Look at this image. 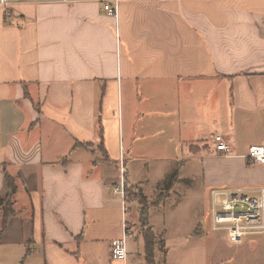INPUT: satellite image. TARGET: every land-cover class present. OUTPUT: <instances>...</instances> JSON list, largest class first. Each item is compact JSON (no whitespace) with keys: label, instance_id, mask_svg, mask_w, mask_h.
<instances>
[{"label":"crops","instance_id":"obj_1","mask_svg":"<svg viewBox=\"0 0 264 264\" xmlns=\"http://www.w3.org/2000/svg\"><path fill=\"white\" fill-rule=\"evenodd\" d=\"M110 1L0 4V264H210L203 221L169 218L176 188H264V0ZM122 184L169 191L151 253Z\"/></svg>","mask_w":264,"mask_h":264},{"label":"rangeland","instance_id":"obj_2","mask_svg":"<svg viewBox=\"0 0 264 264\" xmlns=\"http://www.w3.org/2000/svg\"><path fill=\"white\" fill-rule=\"evenodd\" d=\"M156 163L152 164L153 168L150 170L149 167L143 166L142 171H139V177H153L158 173V167L155 166ZM159 165V163L157 164ZM131 171L130 166L128 167V174ZM149 174V176H147ZM116 175L119 177V170H116ZM120 179V177H119ZM155 180V178H154ZM152 180V182H154ZM121 186V185H120ZM128 188V187H127ZM145 191L152 193L153 188L151 182H147L143 185ZM161 188V192L152 199L148 200L143 191H135V189L130 188L131 193H140L141 200L147 202V204H152L154 202H159L161 200H166L169 191L164 185ZM137 190V189H136ZM178 198L179 193L183 196L177 208L170 211V220L174 223L182 225V223H190L201 219L204 223L205 229H209L211 236L209 237V263L210 264H223V255L229 259V264H264V234H248L244 237L241 243H233L229 240L226 231L224 230H213V218H212V198L211 194H208L207 201L204 200L200 189L197 185H189L188 187L176 188ZM201 194V195H200ZM136 201H131L130 198L127 200L128 215L129 219L133 211V204ZM137 203V202H136ZM134 205V206H133ZM138 205V204H137ZM140 205V204H139ZM149 214H151V220L157 225H161L164 222L165 214L164 212H159V210L154 211L153 207H150ZM167 215V212H166ZM168 216V215H167ZM173 218V219H172ZM261 256V257H259ZM256 259V261H255ZM255 263H254V261Z\"/></svg>","mask_w":264,"mask_h":264},{"label":"built area","instance_id":"obj_3","mask_svg":"<svg viewBox=\"0 0 264 264\" xmlns=\"http://www.w3.org/2000/svg\"><path fill=\"white\" fill-rule=\"evenodd\" d=\"M22 0H0V4L9 5ZM45 1V0H43ZM47 1H68V0H47ZM120 0L107 2L104 9L112 15L118 16ZM216 150L225 155L231 152L230 145L221 134L213 137ZM249 158L264 163V147L252 146L249 151ZM125 197L124 185L115 188ZM253 191L246 189H213L212 192V218L213 230L226 231L229 240L233 243H241L244 237L252 233H264V188L255 192L258 196L251 194ZM129 234L124 223V230L121 238L112 241L113 257L125 261L128 256L127 242Z\"/></svg>","mask_w":264,"mask_h":264},{"label":"trees","instance_id":"obj_4","mask_svg":"<svg viewBox=\"0 0 264 264\" xmlns=\"http://www.w3.org/2000/svg\"><path fill=\"white\" fill-rule=\"evenodd\" d=\"M125 196L130 198L131 200H136L142 207L140 210V221L143 224V227L147 230L145 234L147 235V250L151 253L153 251L154 246V235L151 233V229L148 227L149 225V209L150 207L158 206L159 202H154L147 204V202H144L141 200L140 193H131L129 192V189L127 186L124 188ZM162 201V200H161ZM1 205L3 206V210H5V221L9 216H11L14 213V210L12 209V200L10 198H7L6 200L1 199L0 200Z\"/></svg>","mask_w":264,"mask_h":264}]
</instances>
